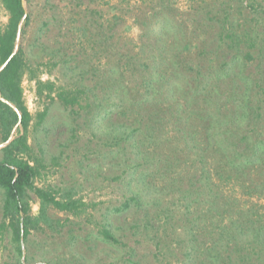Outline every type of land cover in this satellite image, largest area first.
Returning a JSON list of instances; mask_svg holds the SVG:
<instances>
[{
  "label": "rangeland",
  "instance_id": "rangeland-1",
  "mask_svg": "<svg viewBox=\"0 0 264 264\" xmlns=\"http://www.w3.org/2000/svg\"><path fill=\"white\" fill-rule=\"evenodd\" d=\"M23 6L34 183L77 202L19 243L0 228V264H264V0Z\"/></svg>",
  "mask_w": 264,
  "mask_h": 264
},
{
  "label": "trees",
  "instance_id": "trees-1",
  "mask_svg": "<svg viewBox=\"0 0 264 264\" xmlns=\"http://www.w3.org/2000/svg\"><path fill=\"white\" fill-rule=\"evenodd\" d=\"M7 12L8 19L3 27H0V131L2 141L11 140L0 149V188L3 190L2 222L0 228L10 229L12 240L19 243L29 234L31 226H37L41 222L50 224L47 216V207L52 205L58 210L68 211L76 206V202L67 196L59 200L51 190L35 186V178L39 171L33 158L30 156L31 147L28 143L27 130L34 116L27 109L22 98L21 79L25 72V61L21 49L16 51L15 44L18 33H21L28 23L22 0H0ZM19 36V35H18ZM50 96L54 90L51 81L36 82V91H43ZM63 97V93H58ZM66 104L75 103V99L64 98ZM46 109L36 114V125L44 119ZM245 138V137H243ZM259 147L254 144L251 149L253 156L250 162L257 159ZM256 157V158H255ZM33 192L39 198V214L36 217L30 215L28 193ZM128 201L116 209L120 211L128 207ZM102 238L111 243H117L112 232L103 226L100 231ZM254 240H257L264 248V229L257 227L253 229ZM17 251L21 253L20 244Z\"/></svg>",
  "mask_w": 264,
  "mask_h": 264
},
{
  "label": "water",
  "instance_id": "water-1",
  "mask_svg": "<svg viewBox=\"0 0 264 264\" xmlns=\"http://www.w3.org/2000/svg\"><path fill=\"white\" fill-rule=\"evenodd\" d=\"M22 2H23V0H22ZM18 35H19V33H18ZM18 35H17V38H18ZM16 50H17V40H16V44H15V49H14V51H16ZM5 64H6V63H4L3 65L0 66V70L5 66ZM10 140H11V138H10L7 142H4V145H3V146H5ZM3 146H2V147H3Z\"/></svg>",
  "mask_w": 264,
  "mask_h": 264
}]
</instances>
